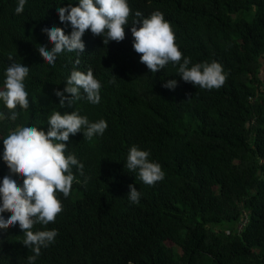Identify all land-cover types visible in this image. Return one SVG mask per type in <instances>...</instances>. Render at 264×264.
<instances>
[{"label":"trees","instance_id":"16d2710c","mask_svg":"<svg viewBox=\"0 0 264 264\" xmlns=\"http://www.w3.org/2000/svg\"><path fill=\"white\" fill-rule=\"evenodd\" d=\"M16 3L0 0V84L9 63L29 64L30 103L16 106L14 120L0 121V135L23 123L46 130L53 110L107 123L102 135L87 139L81 130L65 142L89 179L59 195L53 222L33 226L57 229L35 264H264V0H128L144 16L163 13L181 59L223 66L226 78L212 89L183 81L171 62L150 72L128 25L123 39L107 44L86 29L79 64L76 53L62 52L49 65L38 49L52 45L42 25L68 34L55 9L69 0H27L19 14ZM73 68L92 70L101 84L98 103L82 93L60 106L53 90L63 89ZM173 78L174 88L162 86ZM0 111L10 109L0 104ZM132 144L149 151L163 179L147 185L129 172ZM6 171L0 158V174ZM129 184L140 192L136 203L127 197ZM22 239L18 225L0 230V264H27L32 252Z\"/></svg>","mask_w":264,"mask_h":264},{"label":"clouds","instance_id":"9594fccd","mask_svg":"<svg viewBox=\"0 0 264 264\" xmlns=\"http://www.w3.org/2000/svg\"><path fill=\"white\" fill-rule=\"evenodd\" d=\"M27 0H17L14 12L23 11ZM58 19L68 22L71 31L65 34L61 27L42 25L52 42L50 48L39 43V52L49 65L54 64L62 52L76 53L75 64H79V54L83 53L84 31L99 34L102 42L120 41L124 38V26L128 25L133 49L139 53V60L150 72L155 73L171 62L176 65V74L192 85L203 89L219 88L226 73L216 60L190 63L188 56H183L174 43V33L169 22L159 10L144 16L139 10H132L128 0H77L72 4L56 7ZM131 14V19H130ZM12 57L9 56V60ZM29 64L13 61L4 69V78L0 84V104L10 109L0 111V121L15 119L18 115L16 106L27 108L30 101L25 87V77ZM177 81L168 79L163 87L172 89ZM101 84L94 77L91 69L81 71L73 68L67 76L63 89H54L62 108L72 106L73 102L84 98L92 103L100 101ZM69 94V95H65ZM107 127L103 118L89 121L87 116L78 111L53 110L47 117V128L30 123L18 124L0 135V158L9 171L0 174V230L18 225L22 230V243L31 249L32 255L26 257L27 264H35L42 248H46L57 236L56 228H38L36 224L47 225L53 222L62 210L59 195L67 197L73 182L84 184L89 177L84 173L83 163L72 152H66L70 134L83 130L87 139L102 135ZM147 149L132 144L127 152L124 166L129 172H135L147 185L163 179L161 165L149 159ZM75 169V172L73 171ZM22 177L18 183L12 173ZM78 173L79 175H77ZM83 177V180L80 179ZM127 197L132 203L139 200L140 192L132 184L128 185ZM10 210V211H8ZM7 212V214H5Z\"/></svg>","mask_w":264,"mask_h":264},{"label":"rangeland","instance_id":"374dc122","mask_svg":"<svg viewBox=\"0 0 264 264\" xmlns=\"http://www.w3.org/2000/svg\"><path fill=\"white\" fill-rule=\"evenodd\" d=\"M261 76H263V77H264V74H261Z\"/></svg>","mask_w":264,"mask_h":264}]
</instances>
